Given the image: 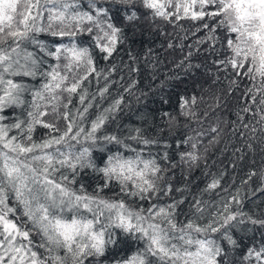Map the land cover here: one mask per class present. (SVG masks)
Wrapping results in <instances>:
<instances>
[{
    "label": "snow or ice",
    "instance_id": "snow-or-ice-1",
    "mask_svg": "<svg viewBox=\"0 0 264 264\" xmlns=\"http://www.w3.org/2000/svg\"><path fill=\"white\" fill-rule=\"evenodd\" d=\"M185 20L193 35L204 32L196 46L199 53L206 45V63H191L188 45L176 67L226 81L218 90L226 95L210 97L213 111L238 93L230 135L254 151L249 141L264 143V0H0V264H237L233 254L239 264H264V212L244 210L242 188L223 183L226 169L210 174L205 164L204 187H189L188 175L205 159L201 148L208 151L204 140L219 143L224 131L219 118L205 127L202 94L186 91L178 114L161 112L168 136L155 116V133L109 130L129 107L127 96L138 103L148 96L136 95V37L167 35L165 26L182 28ZM125 46L128 59L117 63ZM175 47L184 45L169 41ZM169 79L180 77L166 76L162 88ZM180 117L187 134L175 138L177 162L170 139ZM236 153L245 158L243 148ZM184 167L186 182L177 186L175 170ZM255 176L264 183V157L241 186ZM233 230L252 232L251 246Z\"/></svg>",
    "mask_w": 264,
    "mask_h": 264
},
{
    "label": "trees",
    "instance_id": "trees-1",
    "mask_svg": "<svg viewBox=\"0 0 264 264\" xmlns=\"http://www.w3.org/2000/svg\"><path fill=\"white\" fill-rule=\"evenodd\" d=\"M182 28H175L171 25H167L166 32L167 35L161 34L160 32L146 30L143 36H137L135 43L132 45V51L139 56V68L140 72L138 74H133V78L137 80V90L136 95L140 96L141 91L147 92V98L141 96L140 102L138 103L134 96H127L126 103L129 107H126L124 112L120 114L119 120L109 126L110 131H117V124L122 126H140L147 129L149 133H155V127L152 126V117L155 116V123L160 125V127L165 128L164 136H168V129L165 123L161 122L160 114L161 112L167 111L170 113L178 114V99L181 94L188 92L189 95L193 91L196 92L197 96L201 94L205 98V103L200 105L201 112L207 108L208 104L213 103L214 101L210 99L213 94L226 95L225 92L221 93L218 90L223 88L226 85V81H223L221 84L216 85L212 84L210 78H206L204 69L201 68L196 71H190L187 75L182 68H177L178 64L189 51L188 45H193L192 52L193 57L191 63H206L205 56L207 53L204 52L206 45H200V52H197L196 41L204 36V32H195V28L191 27V21H181ZM187 37L186 39H181V37ZM43 37V34H41ZM171 41L174 45L183 44V51L180 47L168 48V43ZM127 47L121 50L120 55L117 57V63H119L120 58L122 57L127 61ZM149 49L151 52L149 53ZM31 50V49H29ZM207 62H210L207 61ZM187 63V62H186ZM104 62L101 61V65ZM155 71V76L153 72ZM125 80L128 79L127 70H124ZM174 75H179V80L169 79L166 81L167 86L161 87V81H165V77H173ZM22 79L24 82L29 84H36L38 81H33L30 78H18ZM117 79H119V74H117ZM202 85L201 87H198ZM203 89H209L208 91H203ZM117 89H113L115 92ZM161 96L164 99L168 100V103H164L161 99ZM30 99V97H29ZM238 93H233L227 101L226 107H221L213 111L210 108H207L209 111V118L205 122V127L209 124L215 125L217 123V118H219L220 127L224 130L219 143L209 145L208 137L204 140V145L207 146L208 151L204 153L203 147L201 152L203 153L205 159H202L199 163V167L194 168L191 173L188 175L189 187L192 192H196L198 188H203L207 182V178L204 176L205 164H207L209 173H219L226 169L225 177L223 183L231 185V191H235L237 187H241V194L245 198V211H249L252 214H261L264 212V192L256 191V189L264 187V183L261 182L259 176L253 177L248 185L241 186V180L247 179V173L249 170L256 171L259 173L262 170V157H264V151H261L264 148V143H261L259 140L249 141L254 146V151L248 150V148L242 142V139L239 135L232 136L230 135L232 131L231 121L236 120L235 112L238 110ZM242 103V101H240ZM143 114L146 119L141 120L138 117ZM224 121H229L226 125ZM184 118L180 117L178 121V127L172 129L174 135L170 139V142L173 145L172 154L174 159L179 162V156L175 153V138L177 136L183 137L187 134V129L183 127ZM123 134H127V127L119 129ZM243 131V129H241ZM39 138V133L37 134ZM227 145V147H226ZM241 147L246 153L243 160H237L236 156H239L240 153L233 155L234 149ZM99 162V161H98ZM235 164V167H233ZM185 173H187V168L184 167V173L181 172L180 168L175 170V179L174 183L177 186H182L185 181ZM83 182L88 185V190L91 191L95 184V177L88 173L83 176ZM251 189L254 194L249 193ZM110 195V194H109ZM207 199L208 197L205 196ZM215 199V197H213ZM184 211H187V206L184 207ZM183 219V217H181ZM250 228L251 225H248ZM237 237L244 236L243 243L250 244V239L253 236L252 232H248L247 235L243 232H236L233 230ZM260 236L258 233L255 234V240L258 244ZM142 247V245H141ZM116 250V258H119V255H122L121 249ZM233 259L239 264V257L236 254H233ZM114 264V260L112 261Z\"/></svg>",
    "mask_w": 264,
    "mask_h": 264
}]
</instances>
